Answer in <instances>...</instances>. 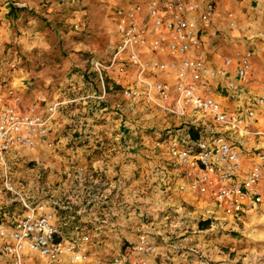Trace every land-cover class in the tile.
I'll return each mask as SVG.
<instances>
[{"label": "crops", "instance_id": "crops-1", "mask_svg": "<svg viewBox=\"0 0 264 264\" xmlns=\"http://www.w3.org/2000/svg\"><path fill=\"white\" fill-rule=\"evenodd\" d=\"M98 1L101 4L97 7L88 5L89 2H83L81 7L80 0H65L64 9L53 2L46 12L58 9L65 12L68 9L71 15L61 22L64 27H67L66 23L70 27L82 23L77 15L97 14L100 20H109L115 34L111 54L106 61L94 56L108 63L118 40L112 14L115 2L108 4ZM11 3L9 0L4 3L3 14L6 16ZM23 6L27 4L23 3ZM47 15L53 21V15ZM197 15L198 12H195L193 17ZM230 21H234V26H229ZM1 32L7 34L4 29ZM39 34L36 33L37 38L41 37ZM201 40L203 57L208 64L216 67L221 65L224 58L232 56L236 49L252 50L253 70L248 83L239 84V89L234 92L225 88L224 79L219 78L213 84L217 98L226 109L239 112L250 127L264 128V108H259L254 120L246 115V108L260 93L259 84L264 82V0H216L213 22L202 29ZM36 43L43 47L48 45L41 39ZM87 51L91 52L89 49ZM172 58V54L161 57L162 60ZM236 65L235 62L230 68L232 77ZM130 73L124 77V84L135 81V69ZM94 74L98 89L84 79L83 73L75 72L66 77L65 83L57 87L47 99L40 94L30 98L35 94L33 88L36 84L34 76L27 71L19 69L12 76L0 78V83L13 86L20 94L21 110L36 104L44 111L51 102L65 101L57 117L62 122V128L52 137L56 143L55 149L39 146L34 152H29L14 148L6 156L8 160H19L27 154L38 161L35 169L20 170L19 173L22 175L20 179L27 183L25 185L28 190H32L39 199H34L27 192L24 197L33 202H45L55 208L62 239L70 241L88 235L89 242L84 243L88 248L84 247V250L91 254V264H94L95 259L105 262L114 256H121L122 264H139L143 259L148 264H234V260L229 259L230 252L235 249L230 247L234 239L217 231L206 232L208 229L200 228L198 222L209 218L211 230L223 227L227 222V226H230L244 217H250L248 212L258 207L242 213L238 218L218 217L215 215L217 203L211 198L178 190L182 170L174 164L168 151L172 137L167 135L169 130L160 131V139V133L153 140H148L143 134L139 135L138 132L143 130H133L135 126L124 120L122 109L116 110L114 106L108 109L107 97L116 87L112 81L114 73L106 71L104 74V97H101V82L97 74ZM160 78H163V74ZM168 116L169 120L165 123L169 127L177 126L172 129L173 132L185 128L184 125L195 117L192 112L186 117ZM134 122L139 123L138 120ZM247 143L256 145L260 140L249 139ZM247 164L250 165L251 161H247ZM44 172L46 178L43 180L41 175ZM19 184L22 185V182ZM192 199L200 200L199 203L212 202L204 208L205 218L196 217V208H190L195 204ZM22 213L23 208L15 197H6L0 201V222H8ZM141 233H145L158 245L155 255L145 256L134 250V244ZM195 248L203 252L202 258L192 252ZM0 264H9L7 256L2 252L1 243ZM24 264L73 263L66 257L57 263L26 253Z\"/></svg>", "mask_w": 264, "mask_h": 264}, {"label": "built area", "instance_id": "built-area-1", "mask_svg": "<svg viewBox=\"0 0 264 264\" xmlns=\"http://www.w3.org/2000/svg\"><path fill=\"white\" fill-rule=\"evenodd\" d=\"M102 1L115 2L112 14L118 40L108 63L94 56L87 58L101 82V97L106 93L104 74L112 71L114 85L121 86V95L130 104L143 102L179 117L192 112L195 117L185 128L167 133L172 135L168 144L170 157L182 170L178 190L208 196L217 203L224 217L233 219L263 205L264 128H252L239 112L226 109L217 98L213 84L219 78L224 79L225 88L234 92L239 84L248 83L252 77L253 52L236 49L217 67L208 64L201 53V31L213 22L216 0ZM195 12L198 15L193 17ZM229 26H234V21ZM166 54L174 58L162 60ZM235 62L232 77L230 68ZM132 69H135V81L124 84V77ZM259 90V95L246 108L251 120L259 108H264V82L259 84ZM20 102L21 96L13 86L0 83V163L5 167V176L6 156L12 149L29 152L39 146L55 149L52 137L62 128L57 117L65 101L51 102L44 111L36 104L21 110ZM114 109L120 110L121 104L116 102ZM193 131L197 134L195 138ZM255 138H259V144L247 143ZM4 186L15 192L7 178ZM15 199L23 208L22 215L0 222V243L9 264H24L26 253L57 263L66 257L73 264H91L92 256L82 246L89 242L88 235L66 241L62 239L54 207L22 195ZM134 250L145 256L155 255L158 245L141 233ZM192 252L198 258L204 255L197 248ZM93 261L122 264V257ZM139 264L148 261L143 259Z\"/></svg>", "mask_w": 264, "mask_h": 264}, {"label": "rangeland", "instance_id": "rangeland-1", "mask_svg": "<svg viewBox=\"0 0 264 264\" xmlns=\"http://www.w3.org/2000/svg\"><path fill=\"white\" fill-rule=\"evenodd\" d=\"M5 1L8 0H0V78L6 75L12 76L19 69L29 72L34 76L36 84L33 88L35 94L30 96L32 99L37 94H40L41 97L45 96L47 99L57 87L65 83L66 77L75 72L77 74L83 73L84 79L91 82L93 87L98 89L95 74L90 69L91 66L88 64L87 58L88 56H96L106 61L110 56L115 34L109 20H100L101 18L97 14L81 17L77 15L83 24L76 23L78 27H74V25L70 27L66 23L67 27H64L61 22L71 15L70 11L67 12L68 9L65 12H61L59 9L48 11L49 14L53 15V21L48 19L50 18L49 15L46 16L48 14L46 10L53 2H56V5L60 4L58 6L60 9H64L66 7L65 0H9L12 3L17 2L20 7L26 8V11L20 13L19 17L13 20L8 15L3 14ZM62 2L63 4H61ZM83 2H89L88 5L92 7L101 4L98 0H80L79 6L84 4ZM23 3H26L27 6H23ZM1 29H4L7 34L2 33ZM36 33L38 35L41 33V37L37 38ZM40 39L45 40L48 45L43 47L39 45L40 42L37 44L36 41ZM88 49L91 52L87 51ZM130 72L131 70L129 74H131ZM115 86L113 88L114 92L110 91L108 97L106 96L108 109L118 101L122 109V112H118L123 114L124 120L133 123L135 126L133 130H143V132H138L139 135L143 134L147 136L148 140H153L155 136H158V133L161 134L160 131L172 130L177 127H169L165 123L169 120V114L165 115L162 111L150 108L143 102L130 104L121 95V86ZM27 95L29 94L27 93ZM113 111L115 110L113 109ZM134 120H138L139 123L137 124ZM147 122L149 125H147ZM170 124L174 125L173 123ZM164 126L167 127L163 128ZM37 166L38 161L25 154L19 160H7L5 176V167L0 163V201L10 196L19 198L20 195L24 196L25 192L38 200V196L32 190H28V186L25 185L27 183L20 179L22 175L19 173L20 170L29 171ZM41 177L44 180L46 172L42 173ZM5 178L11 182L15 192L5 189ZM21 182L22 185L19 184ZM194 202L195 204L190 208H196V217L202 216L205 218L204 208L212 202L199 203L200 200L198 199ZM261 206H264V204L258 206L254 211L248 212L250 217H244L235 223L233 222L230 226H227V222L223 224V227L211 230L209 229L211 228L210 224L204 228L199 226V222L202 220L198 222V226L202 229L207 228L206 232L217 231V233L234 239L235 242L230 247L235 249L229 254V259L234 260V264H264V207ZM216 208L215 215L222 216L221 210H218V207ZM82 246L87 247L84 243H82Z\"/></svg>", "mask_w": 264, "mask_h": 264}, {"label": "trees", "instance_id": "trees-1", "mask_svg": "<svg viewBox=\"0 0 264 264\" xmlns=\"http://www.w3.org/2000/svg\"><path fill=\"white\" fill-rule=\"evenodd\" d=\"M23 11H26L25 7H20L15 3H11V6L8 10V16L11 19L16 20L19 17L20 13H22ZM196 135H197L196 132L193 131L192 136L195 138ZM209 224H210L209 219L202 220L199 222V226L202 228L207 227Z\"/></svg>", "mask_w": 264, "mask_h": 264}]
</instances>
